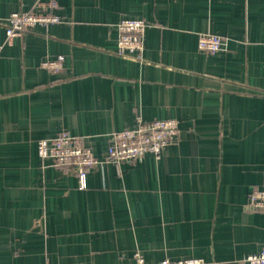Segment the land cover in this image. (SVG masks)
I'll use <instances>...</instances> for the list:
<instances>
[{
	"label": "crops",
	"instance_id": "obj_1",
	"mask_svg": "<svg viewBox=\"0 0 264 264\" xmlns=\"http://www.w3.org/2000/svg\"><path fill=\"white\" fill-rule=\"evenodd\" d=\"M55 1L60 23L7 39L33 0H0V264H246L264 248L248 206L264 188V0ZM122 19L148 25L140 60L116 54ZM201 33L224 50L200 51ZM138 119L177 121L176 139L105 161ZM60 134L102 162L84 189L38 156Z\"/></svg>",
	"mask_w": 264,
	"mask_h": 264
},
{
	"label": "built area",
	"instance_id": "obj_2",
	"mask_svg": "<svg viewBox=\"0 0 264 264\" xmlns=\"http://www.w3.org/2000/svg\"><path fill=\"white\" fill-rule=\"evenodd\" d=\"M57 8L55 0H33L30 11L11 13L6 22V37L21 36L32 27L48 26L60 23V18L54 13ZM147 23L137 19H122L117 25L118 38L116 54L135 60L141 59L144 33ZM226 41L214 34L201 33L198 37V49L205 53L223 51ZM41 67L51 71H59L61 58L54 61H43ZM178 133V123L175 120L141 121L138 119L134 129L112 133L107 147L105 161L114 165L140 161L146 154L159 158L163 149L172 143ZM37 153L41 160L52 166L67 169L76 175L79 188H85L87 173L102 164L95 158L89 148L84 146L78 137L60 134L51 139H41L37 143ZM248 206L254 210H264V188L251 191ZM246 264H264V248L258 253L248 255L243 260ZM137 264H144L137 259ZM158 264H209L198 259L182 261L164 260Z\"/></svg>",
	"mask_w": 264,
	"mask_h": 264
}]
</instances>
